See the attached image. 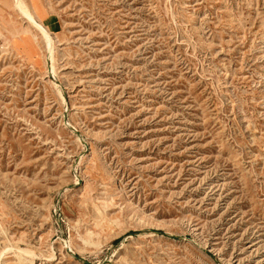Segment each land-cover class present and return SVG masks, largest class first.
Wrapping results in <instances>:
<instances>
[{"label":"rangeland","instance_id":"374dc122","mask_svg":"<svg viewBox=\"0 0 264 264\" xmlns=\"http://www.w3.org/2000/svg\"><path fill=\"white\" fill-rule=\"evenodd\" d=\"M21 1L0 264H264V0Z\"/></svg>","mask_w":264,"mask_h":264},{"label":"bare ground","instance_id":"6f19581e","mask_svg":"<svg viewBox=\"0 0 264 264\" xmlns=\"http://www.w3.org/2000/svg\"><path fill=\"white\" fill-rule=\"evenodd\" d=\"M20 8H21V10H23V12L24 13H26L27 14V16L29 15V17L32 15V14H30V12H29V10H28V8L24 5V3L21 1V0H18V4H17ZM44 31V30H43ZM45 33V32H44ZM47 37H48V35L47 34H45ZM50 45V44H49ZM52 46V45H51Z\"/></svg>","mask_w":264,"mask_h":264}]
</instances>
